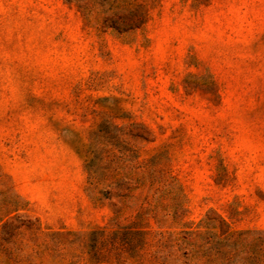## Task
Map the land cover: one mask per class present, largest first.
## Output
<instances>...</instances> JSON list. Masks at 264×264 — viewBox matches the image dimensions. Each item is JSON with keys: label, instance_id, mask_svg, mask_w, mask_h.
Wrapping results in <instances>:
<instances>
[{"label": "rangeland", "instance_id": "374dc122", "mask_svg": "<svg viewBox=\"0 0 264 264\" xmlns=\"http://www.w3.org/2000/svg\"><path fill=\"white\" fill-rule=\"evenodd\" d=\"M0 264H264V0H0Z\"/></svg>", "mask_w": 264, "mask_h": 264}, {"label": "trees", "instance_id": "16d2710c", "mask_svg": "<svg viewBox=\"0 0 264 264\" xmlns=\"http://www.w3.org/2000/svg\"><path fill=\"white\" fill-rule=\"evenodd\" d=\"M141 22H142V20H141V21H140V20L138 21L139 24H140ZM132 24L134 25V23H132ZM135 24H136V23H135ZM134 26H136V25H134Z\"/></svg>", "mask_w": 264, "mask_h": 264}]
</instances>
